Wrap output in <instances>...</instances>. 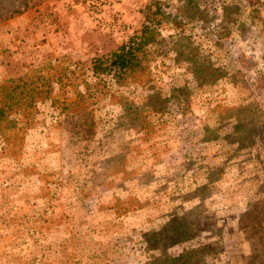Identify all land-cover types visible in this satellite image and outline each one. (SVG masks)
Wrapping results in <instances>:
<instances>
[{
  "label": "rangeland",
  "instance_id": "1",
  "mask_svg": "<svg viewBox=\"0 0 264 264\" xmlns=\"http://www.w3.org/2000/svg\"><path fill=\"white\" fill-rule=\"evenodd\" d=\"M202 2L212 25L195 18L186 35L195 60L223 76L201 84L164 29L154 91L181 95L165 116L135 129L120 102L139 106L153 91L97 87L88 126L39 104L15 139L0 136V264H153L190 248L194 264H264V0ZM149 3L48 0L0 21V83L109 53L141 28ZM224 3L235 22L214 43Z\"/></svg>",
  "mask_w": 264,
  "mask_h": 264
},
{
  "label": "trees",
  "instance_id": "2",
  "mask_svg": "<svg viewBox=\"0 0 264 264\" xmlns=\"http://www.w3.org/2000/svg\"><path fill=\"white\" fill-rule=\"evenodd\" d=\"M46 1L48 0H0V21L42 6ZM177 3L172 11L167 0H150L143 10L141 28L107 54L87 60L65 59L61 62H49L30 74L2 81L0 136H4L7 141L15 139L38 111L39 104H50L55 110H60L70 127L81 129L88 126L89 117L93 120L90 99L97 87H101V91H120L121 88L135 84L153 91L139 106L134 102L128 103V99L124 97L120 102L135 129L145 128L147 116H165L171 100L179 103L178 106L181 103V95L176 94L177 90H174L173 98H163L160 92L154 91L151 66L153 48L164 45L166 39L163 30L167 27L173 28L176 35L172 37L178 38L179 44L175 43L173 46L177 58L187 55L189 70L193 76L198 77L201 84L214 82L222 77L219 70L205 67L206 65L195 60L197 54L200 55V48L192 37L186 35V28L195 18L197 22L203 23L202 26L205 25V30L210 29L212 23L204 20V16L209 13L207 6L202 0H177ZM223 6L226 14L221 16L222 24L216 27V31L213 29L209 33L214 43L229 38V27L235 22L228 17L230 7L225 3ZM183 40L187 41L189 47L187 54L181 50L183 47L180 43ZM197 253L198 250L190 248L178 257L164 255L156 258L153 264H194L196 258H199Z\"/></svg>",
  "mask_w": 264,
  "mask_h": 264
}]
</instances>
